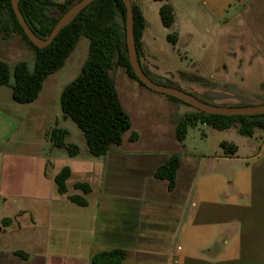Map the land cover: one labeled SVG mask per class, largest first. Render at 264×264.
Wrapping results in <instances>:
<instances>
[{"label":"rangeland","instance_id":"1","mask_svg":"<svg viewBox=\"0 0 264 264\" xmlns=\"http://www.w3.org/2000/svg\"><path fill=\"white\" fill-rule=\"evenodd\" d=\"M51 1L57 7L74 4L77 0ZM131 1L141 9L146 21L138 58L141 67L151 74L154 83L172 85L212 106L264 104L263 24L256 26L262 36L258 41L248 37L246 26L236 23L224 25V20L233 16L235 11L230 9L223 16H216L210 7L214 2ZM163 4L175 9V22L170 28H164L159 18V8ZM56 9H50L49 14L57 16ZM171 35L176 36V45L167 40ZM87 52L88 41L81 37L64 66L45 80L38 98L31 104L14 103L10 89L0 88V190L3 195L20 197L11 200L4 211L10 220L19 212H27L34 221L45 227L49 213L54 217L63 215L70 222L73 214L92 210L70 204L48 203L58 199L51 188L50 178L63 166L73 171L67 182L68 192H72L74 183L89 181L92 170L99 171L102 168L100 160L88 153L82 132L70 119L62 116L60 109V94L80 73ZM0 61L11 68L22 61L31 71L34 66V52L17 30L7 9L0 13ZM109 74L115 82L119 101L131 121V128L123 138V148L141 149L156 155L175 152V127L172 125L177 124L179 117L186 113H179V109L189 112L190 108L139 86L119 66H113ZM53 128L68 132L65 143L78 148L79 154L74 159H68L66 150L53 147L49 140ZM132 132L140 135L138 144L127 142V136ZM227 133L232 134V130ZM221 135L207 126L197 124L187 130L182 144L189 152L211 155L215 150L216 137L221 138ZM239 139L246 141L248 138L240 136ZM254 141L256 147L262 144L259 140ZM55 220L53 218L51 223H55ZM20 238L24 239L22 236ZM68 239L71 240V237ZM13 240L17 242L15 238Z\"/></svg>","mask_w":264,"mask_h":264},{"label":"crops","instance_id":"2","mask_svg":"<svg viewBox=\"0 0 264 264\" xmlns=\"http://www.w3.org/2000/svg\"><path fill=\"white\" fill-rule=\"evenodd\" d=\"M207 2H214L210 7L219 17L234 10L223 24L246 26L248 37L260 40L256 26L264 25V0ZM178 112L188 113L184 109ZM214 131L222 135L216 137L211 155L187 151L175 134L177 149L161 155L125 150L123 139L120 147L96 158L101 170H92L89 181L74 183L72 192H68L67 182L73 171L63 166L70 169L67 192L58 194L54 183L62 167L50 178L58 199L48 203L76 206L67 197L78 195L87 206L76 207L92 208L73 214L70 222L63 215L49 213L42 227L27 212H19L3 228L4 211L11 200L20 197L3 195L0 190V264H92L93 256L116 249L126 252L121 264H264V132L255 131L241 141L237 127ZM132 133L137 135L135 141L129 140ZM132 133L127 142L138 144L140 135ZM254 140L262 144L256 147ZM223 142L237 147L234 156L223 154ZM172 154H178L180 160L175 188L169 191L167 181L156 179L154 173ZM77 183L87 184L90 193L76 190Z\"/></svg>","mask_w":264,"mask_h":264},{"label":"trees","instance_id":"3","mask_svg":"<svg viewBox=\"0 0 264 264\" xmlns=\"http://www.w3.org/2000/svg\"><path fill=\"white\" fill-rule=\"evenodd\" d=\"M80 0L75 1L77 3ZM161 2L162 0H153ZM74 3V4H75ZM74 4L55 6L51 0H20L18 8L32 32L39 38H46L58 19ZM56 9L57 16L50 15V9ZM7 9L13 18L19 33L27 41L34 52V66L32 71L25 62H17L12 68L0 61V88L8 87L11 99L19 105L33 103L42 90L43 83L52 74L59 71L65 61L74 51L79 39L84 37L88 41L87 57L78 76L64 87L60 94V109L62 116L70 119L82 132L88 153L94 157H103L114 147H120L123 135L130 130L131 121L123 109L115 87L110 77L113 66L125 70L126 75L144 87L134 76L128 62L125 31L120 22H125V8L121 0H96L86 7L59 34L53 42L39 50L26 39L11 8L10 0H0V13ZM133 35L137 54H139L140 39L145 30V19L141 9L132 4ZM159 18L164 28H170L175 22V15L171 5L163 4L159 8ZM167 40L176 45L177 38L168 36ZM11 79L13 81L11 82ZM180 102L175 98L168 97ZM181 103V102H180ZM197 124L207 126L216 131L229 130L237 126L240 136L251 138L256 130L264 132V115L254 117H227L188 112L179 118L175 127V136L179 143H183L189 128ZM68 136L66 130L53 128L49 133V140L53 147L64 149L69 157L78 154V148L65 143ZM137 135L132 133L130 141H135ZM223 154L234 156L237 147L228 143H221ZM178 154L169 156L166 163L157 168L154 177L166 180L168 190L172 191L176 184V172L179 168ZM70 176V169L63 167L54 177L58 194L67 192L66 181ZM84 195L90 193V187L85 183L74 185ZM67 200L78 207H86V200L78 195L68 196ZM11 220L1 221L3 228L10 226ZM22 260L26 255L15 253ZM126 256L123 250H111L93 256L92 264H121Z\"/></svg>","mask_w":264,"mask_h":264},{"label":"water","instance_id":"4","mask_svg":"<svg viewBox=\"0 0 264 264\" xmlns=\"http://www.w3.org/2000/svg\"><path fill=\"white\" fill-rule=\"evenodd\" d=\"M20 0H10L12 11L15 18L23 31L26 39L35 48L41 50L49 46L59 32L68 26L86 7L96 0H80L75 3L68 11H66L57 21L50 34L41 39L37 37L32 30L29 28L28 24L24 20L19 8L18 2ZM125 8V22L124 24L120 22V26L124 27L125 31V44L127 58L129 66L138 80L146 89L165 95L167 97H172L180 101L181 103L187 105L190 109L189 112L192 113H203L207 115H218L227 117H254L264 115V104L254 105V106H240V107H218L203 103L196 98L187 95L180 90L172 87H166L163 85L156 84L152 82L143 72L136 51L134 35H133V15H132V1L131 0H121Z\"/></svg>","mask_w":264,"mask_h":264},{"label":"flooded vegetation","instance_id":"5","mask_svg":"<svg viewBox=\"0 0 264 264\" xmlns=\"http://www.w3.org/2000/svg\"><path fill=\"white\" fill-rule=\"evenodd\" d=\"M138 60H139V58H138ZM139 64H140V62H139ZM141 66V65H140ZM142 68V67H141ZM142 70H143V68H142ZM143 72L145 73V75L151 80V74H148L145 70H143ZM152 81V80H151ZM153 82V81H152ZM160 85V84H159ZM164 86V85H163ZM166 87H172V88H174L172 85H168V86H166ZM145 88V87H144Z\"/></svg>","mask_w":264,"mask_h":264}]
</instances>
